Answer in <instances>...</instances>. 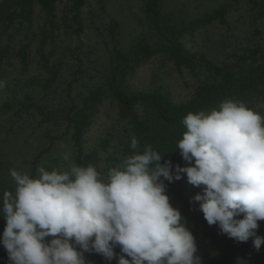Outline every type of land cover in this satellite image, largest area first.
<instances>
[{
    "label": "trees",
    "instance_id": "16d2710c",
    "mask_svg": "<svg viewBox=\"0 0 264 264\" xmlns=\"http://www.w3.org/2000/svg\"><path fill=\"white\" fill-rule=\"evenodd\" d=\"M63 1L6 0L0 5V81L5 82L0 88V117L6 116L0 121V132L4 131L6 141L17 143L26 122L31 121L37 124L34 129L43 128L42 136L49 139L48 145L28 162L30 176L38 175L43 155L53 150L57 139H64L71 147L70 159H52L46 163V170H66L73 163L92 164L106 178L110 168L134 153L130 146L133 137L140 152L152 145L162 155L161 163L170 160L175 174L176 165L186 166L177 144L186 131L182 120L189 112L218 110L224 100L234 99L264 117L263 45L255 42L214 61L191 52L184 44L183 38L200 27L217 20L227 24L225 6L188 21H176L162 10L161 0H143V31L126 50L115 45L107 47L103 67L91 71V64L84 61L86 57L77 54L79 47L72 48L70 44L72 37L85 30L83 7L87 0H68L58 12L57 6ZM250 5L255 22L264 18V0H250ZM103 41L106 43V39ZM29 55L37 71L33 75L29 74ZM155 55L180 70L186 67L198 79L185 101L176 103L165 86L150 91L132 86L136 69ZM13 71L17 75L8 84ZM108 101L117 106L121 128L88 150L84 147L85 136ZM63 127L61 134L55 133ZM10 169L11 163L0 148V198L5 190L15 192ZM165 184L170 203L181 212L186 227L193 235L206 236L210 252L205 264H264V244L257 251L251 238L235 242L220 234L217 225L207 224L199 210L200 202L193 199L202 194L203 186L189 184L186 174ZM258 223L257 235L264 236V221ZM5 224L0 216V236ZM115 251L119 254V247ZM84 257L86 264H117V259L108 261L96 253L86 252ZM0 264H8L2 244Z\"/></svg>",
    "mask_w": 264,
    "mask_h": 264
},
{
    "label": "clouds",
    "instance_id": "9594fccd",
    "mask_svg": "<svg viewBox=\"0 0 264 264\" xmlns=\"http://www.w3.org/2000/svg\"><path fill=\"white\" fill-rule=\"evenodd\" d=\"M182 123L186 131L177 149L186 166L176 165L175 174L172 162L161 163L152 145L140 152L135 137L134 153L106 178L92 164L50 171L39 166L35 177L10 169L15 192L5 190L0 198L6 221L0 244L8 264H86V252L117 264H194L196 239L170 203L165 184L181 174L203 186L193 199L209 226L217 225L235 242L251 238L259 251L264 117L243 101L226 99L218 110L189 112ZM70 156L66 152L63 159Z\"/></svg>",
    "mask_w": 264,
    "mask_h": 264
},
{
    "label": "rangeland",
    "instance_id": "374dc122",
    "mask_svg": "<svg viewBox=\"0 0 264 264\" xmlns=\"http://www.w3.org/2000/svg\"><path fill=\"white\" fill-rule=\"evenodd\" d=\"M4 1L6 0H0V5ZM66 3L68 0L59 4L57 11L62 12ZM142 5L143 0H87L83 7L85 30L80 36L72 37L70 44L72 48L79 47L77 54L87 58L84 61L91 64V71L93 68L96 71L103 67L107 47L115 45L126 50L143 31L142 20L145 17ZM161 5L162 10L176 21L200 17L219 6L228 9L227 24H221L217 20L198 28L193 35H186L183 38L186 48L193 53L204 54L214 61H221L227 53L240 50L252 43L258 42L264 46V18L256 22L253 20L250 0H161ZM39 21L40 19L37 23ZM257 29L258 32L255 33ZM33 44L35 45V42ZM29 61L32 67L29 74L33 75L37 71L34 69L31 55ZM16 75V71H13L7 81L8 84ZM84 80L87 81L88 78ZM131 82L134 89L139 91H150L165 86L170 90L173 100L181 103L192 94L198 79L186 67L180 70L171 62H162L160 55H155L136 69ZM5 118L6 116L0 117L1 123ZM121 124L117 106L110 101L106 102L85 136L84 147L88 150L93 149L101 139L117 132ZM34 125H37L36 122H26L23 134L20 133L19 141L14 144L6 141L4 131L0 132V148L11 163V169L30 174L28 162L34 159L42 147L48 145L49 139L42 136L43 128L35 130ZM62 130L64 127L55 133L61 134ZM70 151L71 147L64 139H57L53 150L41 158L40 166L46 169L47 162L57 158L63 159V155ZM194 237L198 249L194 264H205L210 252L206 236L199 233Z\"/></svg>",
    "mask_w": 264,
    "mask_h": 264
}]
</instances>
